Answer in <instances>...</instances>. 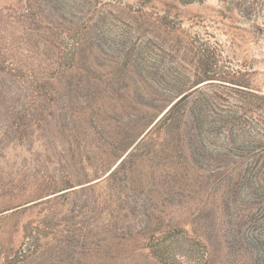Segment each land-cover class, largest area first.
Segmentation results:
<instances>
[{"label":"rangeland","instance_id":"rangeland-1","mask_svg":"<svg viewBox=\"0 0 264 264\" xmlns=\"http://www.w3.org/2000/svg\"><path fill=\"white\" fill-rule=\"evenodd\" d=\"M263 251L264 0H0V264Z\"/></svg>","mask_w":264,"mask_h":264},{"label":"trees","instance_id":"trees-1","mask_svg":"<svg viewBox=\"0 0 264 264\" xmlns=\"http://www.w3.org/2000/svg\"><path fill=\"white\" fill-rule=\"evenodd\" d=\"M172 107H173V106H172ZM172 107H171V108H172ZM171 108H170V109H171ZM170 109H169V110H170ZM169 110H168V111H169ZM254 241H257V242L259 243L260 240H259L258 238H255L254 240H252V242H254ZM263 255H264V251H263L262 255L259 256V257H264ZM262 260L264 261V259H262Z\"/></svg>","mask_w":264,"mask_h":264}]
</instances>
